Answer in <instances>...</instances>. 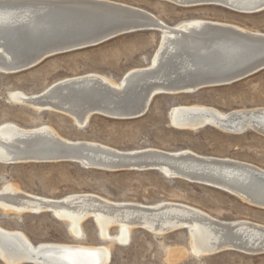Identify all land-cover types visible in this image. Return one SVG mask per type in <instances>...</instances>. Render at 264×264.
I'll return each mask as SVG.
<instances>
[{
    "label": "bare ground",
    "instance_id": "1",
    "mask_svg": "<svg viewBox=\"0 0 264 264\" xmlns=\"http://www.w3.org/2000/svg\"><path fill=\"white\" fill-rule=\"evenodd\" d=\"M172 1L209 2L205 5L222 7L239 14H256L257 8L264 9V0ZM30 15L31 12L28 9L18 15L0 10V25H5L12 20L26 21L27 17H31ZM150 15L149 13V18H144L147 22L145 31L159 33L160 41L149 65L127 71L118 82L103 75L91 73L62 79L34 95L20 91L11 92L9 100L15 104L26 105L37 112H55L51 109L53 108L51 105L41 103L39 100L36 102L35 99L44 95L52 103L61 105L72 112L66 111L63 116L68 117L79 128L86 126L93 115L123 120L121 116L126 114L122 112L125 107L121 102L128 98V93H121L123 87L129 81L136 80L137 78H132L135 75H143L147 71L158 68L161 59L164 58L163 61L173 59L175 68L170 69L171 71L169 68H164L154 77L155 79H152L158 84H153L146 92V107H149L158 95L195 93L200 85L199 83L190 84L192 77L202 78L198 76L209 72L220 74L230 68V65L237 64L243 56L246 57L254 51L253 48L241 47L238 41L250 42L256 50H259L254 52L256 55H260L261 49L264 48V33L248 31L234 24L195 19L168 26ZM25 25L32 31L36 23L34 20H28ZM153 27L158 29L154 30ZM181 32L191 37L189 41L181 39L179 35ZM229 36L235 37L234 41L228 39ZM228 44L230 47H226ZM189 49L195 50L193 52L196 53L195 58L188 57L184 52ZM0 54L7 60L10 59L1 47ZM228 57L231 58L229 64H226ZM232 61L233 63H230ZM234 66L240 67V65ZM245 68L248 67L245 66ZM175 75H182V81H177ZM79 81H84L81 88H78L80 90L64 89L61 93L62 101L57 100L60 96L52 90L53 87ZM90 81H94L107 90L121 91L118 97L109 98L103 94L100 96L101 98L105 96V100L109 99L107 103L112 108V113L108 111L109 108L105 110L85 107V111L81 110L82 103L92 95V93L89 94V90L87 93V89L85 90ZM175 84L178 87L174 86ZM93 111H97V114H92ZM168 120L173 128L179 130L195 131L209 126L226 134L240 135L253 131L264 136V109L262 108L223 113L204 105H183L173 107L169 112ZM63 157L70 158L71 162L84 168L105 171L124 169L155 171L168 178L181 179L220 190L250 206L264 209V169L246 162L203 156L190 150L173 152L150 148L117 150L96 142L62 138L47 125L31 129H24L13 123L0 125V164L53 162L60 161ZM135 204L111 202L89 193L72 194L53 200L24 193L17 185L11 183L0 190V210L5 214H37L45 211L55 216L57 220L67 223L69 232L74 237L81 234L80 224L87 219L95 222L103 239H109L111 227L117 228V241L121 244L128 242L133 228L144 229L154 236H163L172 231L186 229L189 236V249H168L167 258L170 262L188 253L195 257L212 256L225 251H238L247 255L264 254V226L261 224L245 220L221 221L199 209L175 202H159L154 205ZM0 259L4 264H106L109 259V249L103 246L79 244L43 243L34 246L23 233L0 227Z\"/></svg>",
    "mask_w": 264,
    "mask_h": 264
},
{
    "label": "rangeland",
    "instance_id": "2",
    "mask_svg": "<svg viewBox=\"0 0 264 264\" xmlns=\"http://www.w3.org/2000/svg\"><path fill=\"white\" fill-rule=\"evenodd\" d=\"M105 1L142 9L168 26L198 19L234 24L248 31L264 33V11L239 14L213 5L182 8L162 0ZM159 41L160 34L155 31L131 33L95 47L50 57L22 73H0V125L13 123L24 129L47 125L62 138L96 142L117 150H190L199 155L230 158L264 169L263 135L253 131L232 135L209 126L195 131L179 130L168 120L170 110L183 105H204L223 113L264 109V70L233 84L209 87L192 94L158 95L145 115L138 119L116 120L93 115L83 128L63 115L37 112L9 100L11 92L34 95L62 79L91 73L118 82L127 71L149 65ZM50 162L0 164V190L11 183L24 193L53 200L89 193L116 203L154 205L175 202L199 209L221 221L245 220L264 226V209L250 206L214 188L168 178L149 170L105 171L84 168L70 161ZM80 226L81 234L74 237L67 223L45 211L17 215L0 210V227L23 233L34 246L43 243L103 246L109 249L106 264H264V254L247 255L238 251L205 257L188 253L170 262L168 249H189L185 229L154 236L144 229L133 228L128 242L121 244L117 241L118 229L115 227L109 229V239H103L92 219ZM0 264H4L1 259Z\"/></svg>",
    "mask_w": 264,
    "mask_h": 264
},
{
    "label": "water",
    "instance_id": "3",
    "mask_svg": "<svg viewBox=\"0 0 264 264\" xmlns=\"http://www.w3.org/2000/svg\"><path fill=\"white\" fill-rule=\"evenodd\" d=\"M165 1L182 8L203 6L209 3ZM259 5L260 4H258V6ZM26 9L31 12V17H27L26 21L12 20L8 21L5 25H0V47L10 57V59L7 60L4 55L0 54V73L2 74L22 73L38 66L50 57L95 47L122 35L145 31L147 30L145 26L147 22L144 18L149 16V13L142 9L110 1L0 0L1 11L18 15L23 13ZM255 11L260 13L263 12L264 9L260 7ZM151 17H153V15ZM28 20H34V23H36L32 31L28 30L31 28H27L25 25ZM39 25L42 27L40 28ZM38 26L39 28H36ZM152 29L156 30L158 27H153ZM179 35L181 39L187 41L191 38L184 32H181ZM234 38L233 36H229L228 39L234 41ZM191 40L193 41V38ZM238 42L241 44V47L253 48L254 51L249 53L250 55L246 57L243 56L237 64H234L236 66L240 65V67H235L232 64L230 68L222 71L220 74H212L209 72L198 76L202 78L195 79L192 77V82L190 84L199 83L200 85L195 92L209 87L230 85L264 70V48L261 49L260 55H256L254 52L259 50H256L250 42L245 40ZM226 47H230L229 44L226 45ZM192 50L193 49L184 50V52L188 57L191 56L190 58H195L196 53H193L195 50ZM230 58L231 57H228L226 64H229ZM163 59L160 60L161 63L159 62L158 68L147 71L143 75H135L132 78L137 79L133 82L129 81L130 83L128 82L127 85L123 87V91H120L124 94L128 93V98H125V100L121 102L122 106L125 107V110L122 112L126 114L121 116L123 120L138 119L147 112L148 106H145L147 97L146 92L149 91L153 84H158L152 79H155L154 77L164 68H169V70L175 68L173 59L170 58L167 59V61H163ZM230 63H233V61ZM245 66L248 68H245ZM176 78L177 81H182L183 76L179 75L176 76ZM83 83L84 81H79L65 83L64 85H56L52 90H54L57 96H60L57 100L62 101L63 95L61 93L64 89L78 91L80 90L78 88H81ZM174 86L178 87L177 84ZM85 90L86 93L89 90V94L92 93V95L82 103V106H80L81 110H84L85 107L86 109L102 108L105 110L109 108L110 110L108 111L112 113L113 110L107 103L109 99L105 100V96H102V98L100 96L103 94L107 95L109 98H113L121 94L119 91L113 89L107 90L94 81L88 82ZM48 99L49 98L44 95H41L35 100L36 102L39 100L41 103L51 105L53 107L51 109L57 114L64 115L66 111H69L61 105L52 103ZM53 99L55 100V98ZM102 99L104 100L102 101ZM69 113L72 112L69 111ZM91 113L97 114V111ZM60 161L71 162L72 160L68 157H63L60 158Z\"/></svg>",
    "mask_w": 264,
    "mask_h": 264
}]
</instances>
